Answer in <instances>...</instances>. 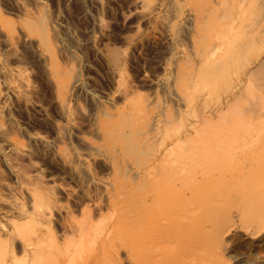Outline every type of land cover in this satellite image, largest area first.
I'll return each mask as SVG.
<instances>
[{"label": "rangeland", "instance_id": "rangeland-1", "mask_svg": "<svg viewBox=\"0 0 264 264\" xmlns=\"http://www.w3.org/2000/svg\"><path fill=\"white\" fill-rule=\"evenodd\" d=\"M26 1L35 8L32 0ZM41 1L50 17L49 32L54 35L55 29L60 32L70 29L79 39L77 47L65 35H60L55 37L54 46L57 59L66 72L63 76L69 77L76 68L80 72V81L69 89L68 103L74 110L72 116L66 118L62 115L60 92L47 69L41 68L37 57L36 61L25 56L26 52L34 50L42 60L37 37L27 32L25 18L19 8L9 3L10 0H0V19L4 17L15 24V32L31 41L28 48L20 46L25 51V58L12 59L5 68L12 72L24 68L31 88L22 85L18 76L11 75L23 98L6 90L7 98L0 100V105L6 110V125L11 137L26 144V151L21 152L11 149L0 137V251L12 247L16 254L14 259L2 260L0 264H35L37 257L48 253L57 255L66 249L71 239H79L80 235L71 228L74 223L91 228L84 235V243L89 249L100 246L99 241L105 236L100 227H106L104 232L109 235L107 248L109 253L118 256L120 264H146V254L150 249L143 241V234L146 233L148 219L125 226L119 224L120 214L130 204L139 208L141 205L135 197L145 195L150 189H154L149 191L150 194L164 204L173 206V202L181 203L184 195L172 184L147 187L150 186L149 181H158L159 172L167 161H172L175 154L184 150L195 151L196 156L206 163V172L190 180L192 188L218 185L226 189L229 184L230 191L227 194L222 190L224 195H221L220 202L212 206L206 204L193 214L196 221L190 225L195 229L190 227L187 233L175 229L174 242L168 248L161 246L156 252L162 255L157 264L184 257L189 249L187 245H197L199 236L203 239L201 250L193 251L192 255L200 257L202 264H264V172L261 171L253 180L247 174L238 178L228 168L220 169L218 173L210 166L213 159L206 146V143H211L228 161L232 160L234 150L240 153V158L249 154L253 158L264 159V93L255 89L253 97L256 101H251L252 86L243 81L237 87L245 92L240 100L229 104L230 96L225 98L226 109L234 108H229V121L222 124L211 110L217 93L215 87L202 81L196 88L189 83H181V78L189 70L199 72L202 67L195 57L192 42L193 20L196 18L190 8H195L196 0H177L186 2L185 14L178 19L190 29L188 36L183 35L179 39L173 32L156 25V17L165 12L169 0H145L144 6L139 0H99V5L97 0H79V3L75 0ZM239 23H242V17L236 18V25ZM168 44H173L172 52L165 49ZM255 45L258 48L264 46V39ZM226 46L227 41L218 48V54ZM114 53L119 55V64L114 62ZM0 58L4 60L3 52H0ZM245 61L241 58L240 64ZM228 65L230 76L216 72L221 84L227 85L229 79L237 78L234 64L230 62ZM0 80L4 86L9 80L1 70ZM181 85L187 88L186 93L192 98L189 105L178 96L177 90ZM130 86L134 91L128 94L124 89ZM142 99L151 103L148 112L153 118L147 125L149 140L141 145L135 141L118 143L105 153L92 150L90 144L108 146L106 137L95 130V117L104 109H110L119 118L130 112L131 101ZM163 107L176 113L177 119L182 117L176 133V136L180 135L179 139L168 143L167 147L173 148L171 150H165L160 144L159 130L165 128ZM187 109H190L189 113ZM205 115L215 116L213 120L205 121ZM102 117L106 119L104 115ZM235 119L243 123L232 129L223 128L233 124ZM248 121L258 124L253 129L245 128ZM60 124L65 135L61 141L58 139ZM140 125L137 123L135 128ZM257 136H262V141L253 139ZM233 141L236 147L231 146ZM251 142L259 144L244 152L245 146ZM136 145L138 153L128 152ZM60 147H70L68 159L74 163V159L79 157L85 165L80 166L79 163L77 168H72L70 161L59 155ZM124 159L129 163L127 166ZM260 167L264 168V160L254 168ZM119 186L134 190L126 196L119 193L121 198L113 204L110 199H115ZM32 190L41 194L52 214L43 220L49 231L44 239L27 246L11 228L14 220L23 219L17 206L32 210ZM185 195L191 196V193ZM249 195L254 198L252 205L242 207L241 202L247 201ZM234 200L239 201L237 205H234ZM214 218L219 219L216 226L207 223L208 219ZM201 221L204 223L203 235L197 228ZM256 238L260 239L253 243Z\"/></svg>", "mask_w": 264, "mask_h": 264}, {"label": "bare ground", "instance_id": "bare-ground-1", "mask_svg": "<svg viewBox=\"0 0 264 264\" xmlns=\"http://www.w3.org/2000/svg\"><path fill=\"white\" fill-rule=\"evenodd\" d=\"M8 1V0H6ZM35 8L30 7L29 2L26 0H10L9 3H14L19 10L22 12L25 18V25L27 32L37 37V42L40 44L41 51L40 57L38 53L32 50L25 53V56L30 57L34 60L36 57L39 60L38 63L42 65V69L46 68L49 75L53 79L55 85L60 92V102L62 107V115L66 118H70L73 114V106L68 103L69 89L75 86L80 81V72L74 68L72 74L66 78L63 76L66 72L60 65L57 56L56 49L54 46V39L59 36L65 35L75 46H79L80 42L78 37L70 30L66 29L62 32L55 29L54 35L49 32L51 21L46 10V6L41 0H32ZM79 3V0H75ZM194 1V0H193ZM188 2V1H187ZM99 5V0L96 1ZM140 4L144 6L145 0H139ZM195 8H190V12L193 13L196 20L194 22L192 38L195 57L202 64L199 72L189 70L184 77L181 78V83L188 84L189 86L198 87V82L202 81L205 84L211 83L217 91L214 104L212 106L217 118L222 124H226L229 121L228 110L234 107L226 109L224 106L225 98L230 96V103L237 102L242 98L245 92L240 91L237 87L243 81L247 82L252 86L251 94L249 98L251 101L256 99L253 97L255 89H260L264 93V46L258 48L255 43L260 39H264V0H196ZM186 2H178L177 0H169L168 8L162 15L156 17V25H159L162 30H169L173 32L176 39L181 38L183 35L188 36L190 29L185 28L184 22L178 19L179 16L185 14ZM242 17V23L236 25V18ZM155 24V23H154ZM15 24L9 22L7 19L2 17L0 19V52L4 54V60L0 58V70L3 76L8 77L6 86L2 84L0 80V100L7 98L6 90L12 91L18 98H23L22 91L14 83V79L11 75L18 76L22 85L28 89L31 88V84L27 78V72L24 68H18L13 72L7 70L6 66L13 60L24 59V50L20 46L23 45L26 48L30 47L31 41H28L20 37L15 32ZM67 39V40H68ZM257 40V41H256ZM227 41L225 49L218 54V48ZM77 46V47H78ZM219 46V47H218ZM166 50L172 52L174 50L173 44H168L165 47ZM24 51V52H23ZM26 57V58H28ZM245 58V63L240 64V59ZM37 59H35L37 61ZM113 59L116 64L119 55L114 53ZM233 63L237 78L234 80L229 79L227 85L222 84L217 80L216 72L220 71L225 77L230 76V68L228 63ZM39 64V66H40ZM253 64L252 66H250ZM15 72V74H14ZM172 82V81H170ZM223 89V91H220ZM125 92L131 93L134 91V87H125ZM187 88L181 85L177 92L178 96L188 105L191 103L192 98L186 93ZM208 91V90H206ZM232 98V99H231ZM254 98V99H253ZM194 99V98H193ZM232 100V101H231ZM228 104V105H229ZM151 103L147 102L146 99L131 101V110L128 113H123L121 117L117 118L114 112L110 109H104L102 114L95 117V130L103 134L107 141L108 146L102 147L96 144H90L92 150L97 153H105L108 150L115 148L118 143L126 144L127 141H135L140 145L146 143L149 140L148 136V122L152 120V116L149 114V107ZM163 118L162 121L165 123V128L160 129L161 133L160 144L164 145L165 150H171L168 148V143L175 141L179 136L177 127L180 125V119H177L176 113L168 112L166 107H163ZM190 109H187V113ZM102 115L105 116V120ZM215 116V115H214ZM213 117L205 115V121L213 120ZM264 116V115H262ZM260 116V117H262ZM86 118V117H85ZM264 118V117H263ZM233 124H227L223 128H231L235 125L243 123L242 120H232ZM6 110L0 105V137L6 140V144L11 149L18 150L21 152L26 151V144L20 140L11 137L10 129L6 125ZM141 124L139 128H135L136 125ZM171 124V126H166ZM250 129H253L258 123L253 121L245 122ZM63 125H59L58 139L61 141L65 138L62 133ZM230 129V130H231ZM235 130L233 129L232 132ZM254 135H252L253 137ZM262 136L253 138L258 141H262ZM179 139V138H178ZM246 139V138H245ZM252 139V140H253ZM259 142L246 145L244 152H247L248 148H255ZM207 152L209 156H212L211 168L220 173V169L228 168L230 172L240 178L242 176H249L252 180L255 179L257 174L261 171L264 172V168L260 167L255 169L257 165L262 163L264 160L262 157H252L246 155L240 158V153L236 150L233 151L232 160L228 161L223 159V155L217 152L211 145L206 143ZM231 146L236 147L234 141ZM249 150V149H248ZM70 147H60L58 153L61 157L67 158L70 161L72 168H77L76 165L79 163L80 166L85 165V161L78 157L72 160L68 159L70 153ZM138 153L139 149L129 148L128 152ZM124 165L127 166L129 163L126 159L123 161ZM205 161L202 158L196 156V152L193 150L180 151L173 156L172 161H167L159 172L158 181H149V187H164L167 184H172L173 187H177L179 192L184 195V199L181 203L173 202L170 206L162 203L157 197H153L149 191L145 195H137L135 198L138 199L139 208L131 206V204L122 211L121 219L119 224L132 226L135 222L140 219L146 221V233L143 234V241L147 243L150 252L146 254V264H157V260L162 257L159 251L160 247L168 248L174 242V230L179 228L181 232L187 233L188 228L194 226L190 225L196 221L194 213L198 212V209H202L206 204L216 205L222 199L221 195H224L223 191L227 194L230 191V185H227L226 189H221L220 186L214 185L212 188H192L190 180L195 177L202 175L206 172ZM250 188L246 189L249 190ZM118 191L115 199L111 197V201L114 204L117 198H121L119 193L123 192L122 196H126V193L133 192L134 189L124 188L119 186L116 188ZM129 190V191H128ZM223 190V191H222ZM191 193V196L185 194ZM33 203L32 210L24 206H17L18 211L22 213L23 219L14 220L12 222V232L23 240L25 245L32 246L40 243L42 239L47 235L48 228L44 225L43 220L49 219L52 214V209L46 203V200L42 199L41 194L36 190L31 191ZM132 200V199H131ZM253 196L249 195L247 201L241 202L242 207L252 205ZM148 201L147 206L145 202ZM238 200H234V205L238 204ZM194 214V215H193ZM205 222V221H204ZM219 222L218 218L208 219L207 223L211 226H216ZM205 222V225H208ZM197 224V223H196ZM204 223L201 221L197 224V228L200 235H203ZM72 230L80 235L78 238H73L67 243L66 249L62 250L57 255H50L49 253L40 257H37L35 264H120L118 256L109 253L107 248L108 232H104L106 227H100V231L105 233V236L99 241L100 246H93L89 249L84 243L85 234L91 230L87 225L82 223H74L71 226ZM98 231V232H100ZM197 245L189 243V248L184 257H180L179 260L174 261H161V264H202L200 257L192 255L193 251L201 250L203 239L199 236ZM260 239V238H258ZM253 239V243L258 240ZM129 245V244H128ZM142 246H145L144 244ZM238 251V250H237ZM113 255V257L111 256ZM16 256L15 250L12 247L3 248L0 251V261L7 259H14ZM48 262V263H47Z\"/></svg>", "mask_w": 264, "mask_h": 264}]
</instances>
